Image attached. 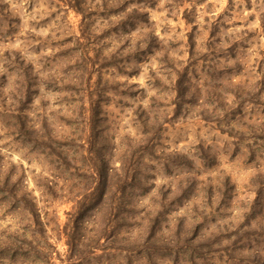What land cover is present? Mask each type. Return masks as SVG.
<instances>
[{"label": "rangeland", "instance_id": "obj_1", "mask_svg": "<svg viewBox=\"0 0 264 264\" xmlns=\"http://www.w3.org/2000/svg\"><path fill=\"white\" fill-rule=\"evenodd\" d=\"M0 264H264V0H0Z\"/></svg>", "mask_w": 264, "mask_h": 264}, {"label": "trees", "instance_id": "obj_2", "mask_svg": "<svg viewBox=\"0 0 264 264\" xmlns=\"http://www.w3.org/2000/svg\"><path fill=\"white\" fill-rule=\"evenodd\" d=\"M90 123V120H89ZM91 157V155H90ZM91 159L93 160V158L91 157ZM93 177L95 178V188H94V192L92 194H95V200H91L88 203H84V204H78V211L75 212L74 215V219L72 221L73 223V228L70 230V232L68 233L67 236V244L69 245V247L71 248V251H74L73 253L75 254V256H77L80 260L83 258L80 255V246H84L85 245V239H82V232L86 229L85 227H83V224H81V218L84 216V209L87 208L88 206L90 208H92L94 205L96 206L97 203H99V205L101 203V201H99V199L103 200L106 199L107 201H113L114 197H115V193L112 191V186L111 184V173L109 174L108 171H103L102 168L95 169L93 168ZM96 171V172H94ZM125 172L128 174L129 172V167L125 170ZM125 180L122 182V187L124 184ZM121 193L122 195L125 194V186L123 187V189H121ZM93 205H90L92 204ZM123 202L119 203L118 205L115 204H111V205H106V208H103L102 210L99 209L98 211L100 213H102V225H100L97 229V225L100 221H96L94 222L96 225V229L94 230V236H93V242L94 246H95V250H101L100 248L103 247L102 249L106 248L108 245L111 244H115L118 240L119 234L117 232V228H116V222L120 220L121 223H125L127 222V218L123 217L122 215V210L119 208L120 205ZM119 206V207H118ZM103 211V212H102ZM35 217H38V215L33 211ZM123 217V219L121 218ZM118 227V226H117ZM67 229V225H65V231ZM104 242V243H103ZM80 245V246H79Z\"/></svg>", "mask_w": 264, "mask_h": 264}]
</instances>
